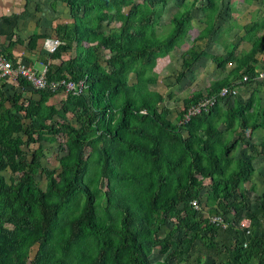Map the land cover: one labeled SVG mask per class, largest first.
Returning <instances> with one entry per match:
<instances>
[{"label":"trees","instance_id":"obj_1","mask_svg":"<svg viewBox=\"0 0 264 264\" xmlns=\"http://www.w3.org/2000/svg\"><path fill=\"white\" fill-rule=\"evenodd\" d=\"M56 1L65 4L71 19L50 37L62 45L43 50L46 81L56 87L36 89L21 77L0 78V264H264V209L259 220L243 187L254 170L252 157L233 155L239 146L233 134L245 129L250 136L263 129L259 153H264V119L257 121L264 104L256 90L247 101L237 93L216 97L209 111L182 122L187 109L204 96L214 97L222 88L231 91L243 76L254 74L264 36L239 51L232 43L224 56L195 45L219 37L225 14L221 0H174L183 9L163 32L158 24L170 0ZM195 6L205 14L204 25L187 45L183 41L192 29ZM113 22L118 24L113 29L101 28ZM257 26L248 25L247 34ZM47 35H30L27 48L34 49ZM20 40L5 46L14 66L24 63L10 52ZM228 45L222 42L224 50ZM180 47L186 72L201 58L222 71L227 63L234 66L227 78H216L207 89L183 93L173 123L155 88V66ZM101 49L109 51L108 59ZM184 76L181 70L175 80ZM61 81H82L84 88L79 94L67 91L58 107L48 100L65 93ZM230 98L231 105L222 108ZM70 105L78 108L80 124L70 128L65 153L58 157L61 175L46 181L43 190L35 178L43 153L39 140L67 134L56 117L64 119ZM224 131H229L226 138ZM260 197L258 209L264 208V191ZM244 219L254 223L242 227ZM227 231L229 238H222Z\"/></svg>","mask_w":264,"mask_h":264},{"label":"rangeland","instance_id":"obj_2","mask_svg":"<svg viewBox=\"0 0 264 264\" xmlns=\"http://www.w3.org/2000/svg\"><path fill=\"white\" fill-rule=\"evenodd\" d=\"M141 0H128V3H135L137 4ZM191 0H184L186 4H189ZM176 1L170 0L166 6L164 7V12L161 18L160 23L158 24V31L163 32L168 29V24L170 22V18L175 15L176 13L180 12L183 7L179 6L180 4H176ZM222 2V12H225L223 16H220L222 19L223 25L220 26L221 29L217 28L219 31V37H212L211 40H202L196 42L195 45H203L202 49H205L206 52L211 53L213 55L217 56H224L228 52L231 51L232 49V43L237 45L236 50H243V49H248L250 48V41H249V35L246 34V30L248 25L252 24V19L255 17H260L261 15H264V0H256L251 3H246L245 0H221ZM246 3V5H245ZM199 4H196V6ZM193 9L191 11V14L193 16L191 24H192V29L188 32V34L184 37V43L187 45H192L193 43V38L198 35V32H200L203 28L204 23L202 22L203 18L205 17V14L202 11H199L198 8ZM129 6H126V9ZM59 12H61V16L65 13L66 7L63 5L58 6ZM259 21H264V16L260 18ZM216 23V22H215ZM20 25V23L18 24ZM117 22L111 23V25H103L101 28L103 30L108 31L109 29H113V26H117ZM230 25V31L229 35L227 33V26ZM162 26V27H161ZM244 26V28H243ZM246 27V28H245ZM259 30L258 33L260 35L263 34L264 26L260 24L258 26ZM225 31L223 33L222 31ZM34 30H31L29 32V29H26L23 31L25 33V41L26 38L30 36V34ZM257 33V35H258ZM13 36V35H12ZM11 36V38H12ZM6 35L3 33V31L0 28V60L6 61V56L4 54V49H5V44L6 43ZM218 39V40H216ZM47 40L54 41V44L56 45V49L59 48L62 43L59 42L58 39H51V38H46L43 41L44 49L46 52H49L46 49L45 42ZM8 41V40H7ZM226 41V43L229 42V45L227 48L224 50L222 48V42ZM231 43V45H230ZM53 44V43H52ZM224 47V45H223ZM13 48V47H12ZM195 49L198 51L199 47L195 46ZM13 54L17 55L16 49H12ZM102 55V58L104 57L105 59H108L109 56V51L105 49L100 50ZM182 54H183V49L180 48H175L170 56H166L165 58L159 59L157 61V64L155 66V70L158 72V83L155 85V88L162 93L164 96V103L167 108L170 109L168 118L173 122L176 123V115L177 113L182 109V102L180 100L181 95L184 93H188L195 90V89H207L212 81H215L216 77H219V75H222L223 71L220 70V68H217L215 63L212 62L211 59L209 58H201L197 62L193 63L191 66L192 69H190L188 72L187 70L184 69L182 66ZM185 57H188L185 55ZM188 61H190V56L188 57ZM230 63H227L226 66H228ZM23 65L27 67H31L25 62ZM106 66V65H105ZM264 68V66H262ZM185 71V76L181 80V82H177L175 80L177 74L180 71ZM214 78V79H213ZM130 80H133V76L130 77ZM6 82L11 83L9 80H4ZM190 81V82H189ZM210 81V83H209ZM191 84H195L192 86ZM197 84V85H196ZM254 84V83H253ZM260 85L258 86H252L251 84H248V86H245V88L242 91V99L243 101H247L248 97L251 96L255 90H256V95L257 100L260 101L262 104L264 102L263 97H264V81L259 82ZM262 84V85H261ZM15 87V86H13ZM18 88V87H15ZM65 93H61L59 97L54 96L50 100H48V103L50 104H55L58 107L60 106V103L65 99L64 94H70L69 92L65 91ZM19 94V93H18ZM244 94L246 95V98L244 97ZM255 94V93H254ZM232 99H227L226 103L222 102V108H227L231 105ZM162 105V106H163ZM159 108H162L159 106ZM264 119V114H261L258 118L257 121H263ZM56 120L62 122L65 124L67 134H58L55 136H49L48 134L44 136L43 139L39 140L42 141V149L43 153L41 154V167L37 170V173L35 175V178L39 182V186L41 189L44 190L46 181L51 180L53 177L56 178L59 175H61V169L59 162H58V157L63 155L65 153V147H66V139L69 137V131L70 128H76L80 124V113L78 112V108L76 106H69V112L67 111L66 116L64 119L56 117ZM237 127V126H236ZM224 127L220 124L219 129L222 131ZM238 128V127H237ZM255 132V133H254ZM253 132V135L250 136L249 130H238L233 134V139L238 138L239 140V146L237 147L238 150L237 152H234V158L240 157L241 153L243 157L247 158L249 156L252 157L251 164L254 168L252 174L249 176L248 181L244 184V188L248 190V199H249V207L250 210L251 208L257 210L258 214V219L260 220L262 210L264 209L263 207L257 208L258 204L261 202V193L264 191V153H259L260 148H259V143L261 141V137L263 135V129L261 128L260 130H255ZM229 135V131H224L223 132V137H227ZM37 144L34 145L36 147ZM40 152V151H39ZM80 167L82 168L83 163L79 164ZM77 170V166L74 168V171ZM79 172V169H78ZM2 174L5 176L7 179L10 175L8 170H5L2 172ZM200 177V176H198ZM210 180L206 179L204 180V184L206 187H208ZM203 196V194L201 195ZM231 201V198L229 199ZM201 204L204 202V197H201ZM204 205V204H202ZM215 207V205H214ZM207 216L210 214L208 213V209L206 206V213ZM204 214V216H205ZM213 222H220L221 219L220 217H213L211 219ZM264 222V220H263ZM254 221L250 220H242V227L249 228V225L253 224ZM225 225H221V227H224ZM165 230V229H163ZM163 234V232H161ZM222 238H229V232L222 234ZM224 241H228V239H224ZM35 252V248L30 251V256L32 258L33 254ZM157 254H155V251L153 253V258L156 257ZM220 258L223 259V257L220 255Z\"/></svg>","mask_w":264,"mask_h":264},{"label":"crops","instance_id":"obj_3","mask_svg":"<svg viewBox=\"0 0 264 264\" xmlns=\"http://www.w3.org/2000/svg\"><path fill=\"white\" fill-rule=\"evenodd\" d=\"M60 5L65 6L64 3L56 0H0V28L7 37L6 43L4 44L7 45V42L11 39L12 41H15L16 39H21L20 41H22V44L17 42L16 45L12 48L16 49L17 55H14L11 49L10 52L13 55V59L23 60L26 64L31 66L36 71H42L46 68V55L43 52V50H45L43 45L44 39L50 38L52 35H54V29L57 25L71 22L68 9H66L65 13L61 16V12H59L58 9V6ZM262 16L264 15H261L260 17L254 16V18L251 20L252 23L254 22L258 25L262 24L264 26V21H259ZM19 23L20 25H18ZM26 29H29V32L31 30H34L30 35L34 33L39 35L44 33L48 35L45 38H40L37 41V46L34 49L30 50L25 44L27 42V39L29 38H26L25 41V33L23 31H25ZM258 30L259 28L257 26L254 32L249 36L248 39L250 41V44H256V42H254L255 37L262 38L264 36V30L262 35L258 33ZM8 51V48L5 47L4 53ZM255 59L256 63L253 64L254 71L258 70L264 64V48L262 52L256 55ZM233 66L234 65L231 63L228 66H225V70L223 71L222 75H219V77L216 78L226 77L227 73L233 68ZM259 82L260 81L252 84L254 86H258L260 85ZM191 85L194 86L195 84ZM245 86H248V84L235 87V91L239 97H241L244 93H242V91ZM195 90L203 91L201 89ZM244 97L246 98L245 94Z\"/></svg>","mask_w":264,"mask_h":264},{"label":"built area","instance_id":"obj_4","mask_svg":"<svg viewBox=\"0 0 264 264\" xmlns=\"http://www.w3.org/2000/svg\"><path fill=\"white\" fill-rule=\"evenodd\" d=\"M45 46L49 52H52L56 49V45L54 44V41L47 40L45 42ZM20 77L24 78L27 81H30L31 85L36 89H43L48 86L52 88L56 87V83H53V82L50 84L47 83L46 78H45V69H43L40 72H37L31 67H27L23 64H17V66H14L13 63L7 58H6V61H3V62L0 60V78L17 79ZM251 78L255 80L264 79V69L259 71L257 74H255ZM249 79H250L249 76H243L241 82L242 83L246 82ZM60 84L65 86L66 91H69L74 94H79L84 88V84L82 81H79V82L61 81ZM227 93H228L227 96H230V93L231 94L236 93L235 88L231 91H228L227 88H222L219 91V93H217L214 97H211V98L207 96L204 97L197 104L187 109L182 122L187 121L191 116L197 115L201 112H207L209 108L213 106L214 102L216 101V97H220V98L226 97ZM192 204L196 206L195 201Z\"/></svg>","mask_w":264,"mask_h":264},{"label":"clouds","instance_id":"obj_5","mask_svg":"<svg viewBox=\"0 0 264 264\" xmlns=\"http://www.w3.org/2000/svg\"><path fill=\"white\" fill-rule=\"evenodd\" d=\"M263 66H264V64H263ZM264 68L263 67H260L258 70H256V71H254V74H250V75H245V76H249L250 77V79L248 80V81H246V82H241L242 81V79L241 80H238L237 82H236V86L235 87H238V86H240V85H246V84H250L251 82L252 83H257L258 81H264V79H261V80H255V79H252L251 77H253L255 74H257L259 71H261V70H263ZM234 87V88H235ZM205 97V96H204ZM264 104V103H263ZM209 111V110H208ZM196 202V206L194 205V204H192L193 202ZM191 204H192V206L194 207V208H199V203H198V201L197 200H193V201H191Z\"/></svg>","mask_w":264,"mask_h":264}]
</instances>
